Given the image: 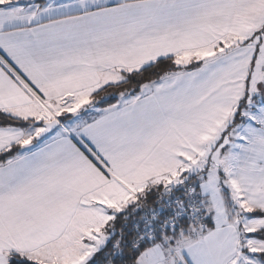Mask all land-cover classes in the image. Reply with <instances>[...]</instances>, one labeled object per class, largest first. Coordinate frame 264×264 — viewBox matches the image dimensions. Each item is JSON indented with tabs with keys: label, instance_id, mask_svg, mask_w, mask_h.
Returning a JSON list of instances; mask_svg holds the SVG:
<instances>
[{
	"label": "snow or ice",
	"instance_id": "6c2138e0",
	"mask_svg": "<svg viewBox=\"0 0 264 264\" xmlns=\"http://www.w3.org/2000/svg\"><path fill=\"white\" fill-rule=\"evenodd\" d=\"M0 264H264V0H0Z\"/></svg>",
	"mask_w": 264,
	"mask_h": 264
}]
</instances>
